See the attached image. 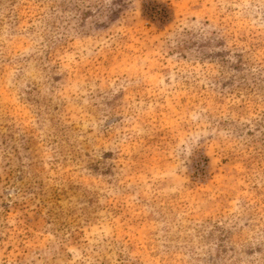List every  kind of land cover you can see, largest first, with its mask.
I'll return each mask as SVG.
<instances>
[{"label":"rangeland","instance_id":"obj_1","mask_svg":"<svg viewBox=\"0 0 264 264\" xmlns=\"http://www.w3.org/2000/svg\"><path fill=\"white\" fill-rule=\"evenodd\" d=\"M0 264H264V0H0Z\"/></svg>","mask_w":264,"mask_h":264}]
</instances>
